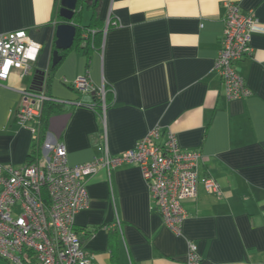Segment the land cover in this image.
<instances>
[{"label":"crops","instance_id":"0c3cea01","mask_svg":"<svg viewBox=\"0 0 264 264\" xmlns=\"http://www.w3.org/2000/svg\"><path fill=\"white\" fill-rule=\"evenodd\" d=\"M59 1L0 0V34L25 29L41 47L27 74L15 69L0 81V163L29 159L32 134L13 112L35 71H45L52 96L90 103L91 94L71 87L87 76L108 90L105 112L77 105L52 115L45 132L65 144L69 164L119 155L160 125L163 141L172 132L181 147L201 150L200 177L221 188L216 195L199 182L197 197L183 203L188 216L177 235L154 208L137 165L99 168L87 179L89 206L75 215L94 261L186 264L192 239L207 261L264 264V0H101L96 11L84 1L74 22L92 26L90 49L73 45L53 66ZM230 1L258 19L252 53L236 66L251 90L241 99L227 97L215 69ZM109 19L116 24L106 29Z\"/></svg>","mask_w":264,"mask_h":264},{"label":"built area","instance_id":"2783aa9c","mask_svg":"<svg viewBox=\"0 0 264 264\" xmlns=\"http://www.w3.org/2000/svg\"><path fill=\"white\" fill-rule=\"evenodd\" d=\"M257 21L253 11L242 13L235 1L226 4L215 69L229 99L251 93L236 66L252 53L251 36ZM113 24L116 23L109 19L105 28ZM40 50V44L30 39L25 29L1 33L0 81H6L15 69L27 74ZM44 81L45 78L39 89H25L13 112L15 120L30 130L33 141L40 137L45 101H64L49 94ZM72 83L76 89L96 90L87 76ZM97 89L105 112L108 90L104 86ZM162 135V127L156 125L134 147L119 155L106 152L91 162L71 165L65 144L46 133L32 160L21 166L0 163V264H97L84 249L75 228V215L89 206L87 179L101 167L110 171L127 163L137 165L154 208L165 225L181 235L182 223L188 216L183 203L197 197L199 182L216 195H220L221 188L211 176L200 178L201 150L181 147L172 132L164 141ZM116 225L121 228L120 220ZM186 264H204L199 246L192 239L187 240Z\"/></svg>","mask_w":264,"mask_h":264},{"label":"trees","instance_id":"16d2710c","mask_svg":"<svg viewBox=\"0 0 264 264\" xmlns=\"http://www.w3.org/2000/svg\"><path fill=\"white\" fill-rule=\"evenodd\" d=\"M84 1L89 3L90 0H79V5L81 2H84ZM100 3H101V0H91L90 1V5L94 9V11L97 10ZM79 5L77 6L78 8H79ZM76 15H78L77 10L74 14L73 22L76 19ZM75 24L77 25V35H76L74 45H77V47H80L81 49L83 48L86 51H88L90 49L91 42H90V37H89L90 35H88V36H86V35L93 30L92 26H82L81 24H78V23H75ZM84 32H86V35H84ZM60 61H59V63H60ZM43 80L44 79L41 78V75L36 74L34 76V81H33V84L31 87L35 90L39 89L41 84L43 83ZM45 87H46L47 92L49 93V90L47 89L46 85H45ZM71 87H73L75 90H77L81 94H89V95L91 94L93 96V100L90 103H86L79 97L78 99L72 100V101H68V100L57 101V100H53V99L45 101L44 106H43L42 118H41L42 122H41V126H40V137L38 140L33 141V145H32L31 150L29 152V159L28 160H30L31 158L33 159L34 155L39 153L40 143H41L42 139L44 138L45 132L48 128V122H49L52 115L57 114V113H70L74 109L75 106L85 104V105H88V106H91L92 108H94L97 111V113L99 114V116H101L103 109H102L101 98L98 95V89L88 90V91L80 90V89H76L74 87L73 83H71ZM108 106H109V102L107 100V107ZM203 263L204 264H217V263H213L211 261H207L204 258H203Z\"/></svg>","mask_w":264,"mask_h":264},{"label":"water","instance_id":"95a60500","mask_svg":"<svg viewBox=\"0 0 264 264\" xmlns=\"http://www.w3.org/2000/svg\"><path fill=\"white\" fill-rule=\"evenodd\" d=\"M78 5L79 0L59 1V15L62 17V20L56 25L55 29L56 40L52 59L53 66L62 60L63 55L60 52L70 49L74 45L77 35V25L73 22V17ZM36 74L41 75L42 79L45 78V71L41 69H37L35 71Z\"/></svg>","mask_w":264,"mask_h":264},{"label":"rangeland","instance_id":"374dc122","mask_svg":"<svg viewBox=\"0 0 264 264\" xmlns=\"http://www.w3.org/2000/svg\"><path fill=\"white\" fill-rule=\"evenodd\" d=\"M2 189V187H0V190Z\"/></svg>","mask_w":264,"mask_h":264}]
</instances>
